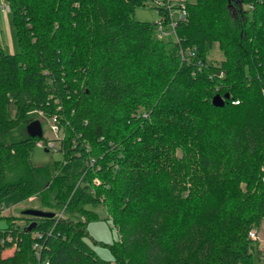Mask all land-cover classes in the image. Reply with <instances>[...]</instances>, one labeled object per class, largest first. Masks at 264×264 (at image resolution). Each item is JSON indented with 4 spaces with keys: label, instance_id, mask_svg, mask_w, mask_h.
Wrapping results in <instances>:
<instances>
[{
    "label": "trees",
    "instance_id": "16d2710c",
    "mask_svg": "<svg viewBox=\"0 0 264 264\" xmlns=\"http://www.w3.org/2000/svg\"><path fill=\"white\" fill-rule=\"evenodd\" d=\"M4 1L19 49L0 46V200L34 196L53 215L2 216L0 264H252L247 232L264 231V0H193L172 41L132 16L144 0ZM215 94L228 95L220 107ZM39 111L59 119L62 160L77 158L78 133L92 169L30 162L37 138L24 128ZM87 203L115 229L110 260L85 239Z\"/></svg>",
    "mask_w": 264,
    "mask_h": 264
},
{
    "label": "rangeland",
    "instance_id": "374dc122",
    "mask_svg": "<svg viewBox=\"0 0 264 264\" xmlns=\"http://www.w3.org/2000/svg\"><path fill=\"white\" fill-rule=\"evenodd\" d=\"M191 4L193 0H188ZM241 7H247L246 4H242ZM132 16L139 21L143 22H153L157 18L155 9L152 7L150 0L142 2V5L136 6L132 10ZM155 38H159L163 41H172V34L157 37L155 33H152ZM0 46L2 49L8 53L13 54L18 52V44L15 36L14 26L12 23L11 13L8 11L7 3L4 0H0ZM206 58L212 59V62L218 63L222 58V54L219 51L217 44L213 43L211 48L208 50ZM57 100V99H55ZM56 115V114H55ZM33 119H37L41 124L42 135L44 139H53L63 135L61 125H57V133H53L50 129L49 120L51 115L48 116L43 112L39 111L33 115ZM44 142V140H42ZM30 162L33 165H43L46 163H52V161L59 160L61 161V166L59 167L58 173H70L71 175L76 174L82 167L83 161L80 158H75L71 162H64L62 160V155L59 151H44L43 148L38 147L36 144H33L30 149ZM218 158H215L211 165V171L216 177V174L221 169L220 161ZM42 204L34 196L21 200L19 194L16 192L10 193L4 196L0 200V207L5 209L2 212V215H14L15 223L17 225H25L27 223L28 215L24 216L21 214V211L26 208H35L40 209ZM84 208L89 212H92L95 216L89 219L85 223L86 231V241L89 243L91 249L94 251L96 256L103 260H110L112 255L108 249L114 240L117 239L115 229L113 228L110 220H105L106 212L102 205L99 203H87L84 205ZM42 210V209H40ZM60 212H57V215ZM70 218L73 220L81 219L82 215L80 213H69ZM5 226V221L2 216H0V227ZM256 238L252 240L254 247L251 249L252 253V264H260L263 251L261 246L264 245V231L262 225H258L254 229Z\"/></svg>",
    "mask_w": 264,
    "mask_h": 264
},
{
    "label": "built area",
    "instance_id": "2783aa9c",
    "mask_svg": "<svg viewBox=\"0 0 264 264\" xmlns=\"http://www.w3.org/2000/svg\"><path fill=\"white\" fill-rule=\"evenodd\" d=\"M146 1V0H144ZM152 7L155 9L157 18L151 22L152 32L156 34L157 37H163L169 34H172L173 40H177L176 34H175V28L178 25V23L185 20L187 16V5L188 0H150ZM186 51L183 52L181 49H179V57L180 60H184L186 57ZM196 67L199 69L201 65L204 63L200 60L195 61ZM223 75L222 71L218 72V77H221ZM227 100V99H225ZM232 104H237L238 100L234 99L231 100ZM137 116L146 117L147 114L144 111L137 112ZM51 121L50 123V129L53 133H57V125L58 123V117L56 115H52L49 119ZM43 137V136H42ZM41 137V138H42ZM64 138L63 135L56 137L55 140L53 139H37L35 141V144L38 147H41L43 149L51 150V151H59L62 155L63 149H62V140ZM102 138L99 137L98 140H101ZM44 140V142H42ZM112 142H108V145H111ZM70 148L73 149V154L75 157L82 159L84 169L86 170L88 168H93L96 165V158L92 155H90L91 151V145L89 142L82 138L80 134H75L69 141ZM64 161V160H63ZM93 183H97V179L94 177L92 179ZM5 209L0 207V216L2 215V212ZM60 213L57 215L59 216ZM248 237L251 240H254L256 238L255 232L251 229L247 232ZM36 235V234H35ZM34 236V235H33ZM2 238L0 237V243L2 242ZM6 241H11L10 249L16 248V242L12 240L10 235H7L5 237ZM33 255L35 257L39 256L38 249L40 248V245L37 243V241H32L30 245ZM261 249L263 251L262 258L260 261V264H264V245L261 246ZM46 263V262H45Z\"/></svg>",
    "mask_w": 264,
    "mask_h": 264
},
{
    "label": "water",
    "instance_id": "95a60500",
    "mask_svg": "<svg viewBox=\"0 0 264 264\" xmlns=\"http://www.w3.org/2000/svg\"><path fill=\"white\" fill-rule=\"evenodd\" d=\"M228 98L227 94H224L223 96H220L218 94H215L211 98V104L213 106H222L224 104L225 99ZM25 134L30 137V138H37L40 139L42 135V130H41V124L37 119H33L29 121L24 128ZM46 151V149H44ZM21 214L23 215H28V216H34V217H50L53 215L52 212L49 211H44L40 209H35V208H26L21 211ZM34 224V222H30L29 225L27 226V230L30 229V227Z\"/></svg>",
    "mask_w": 264,
    "mask_h": 264
}]
</instances>
